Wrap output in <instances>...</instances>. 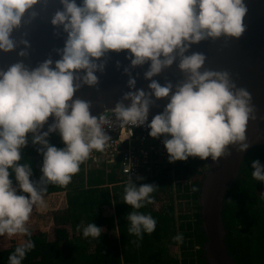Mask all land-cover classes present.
<instances>
[{
  "label": "clouds",
  "instance_id": "clouds-1",
  "mask_svg": "<svg viewBox=\"0 0 264 264\" xmlns=\"http://www.w3.org/2000/svg\"><path fill=\"white\" fill-rule=\"evenodd\" d=\"M60 2L63 10L55 13L51 23L62 25L67 39L63 49H58L61 58L54 62L55 67L47 59L33 69L17 62L7 71L0 70V236L27 237L9 254L8 264H22L36 246L26 225L34 206H45L46 185L66 187L78 172L97 169L86 168L83 162L93 150H105L110 139L102 128L106 120L104 116H92L89 103L73 96L80 87L76 81L89 85L97 82L94 73L103 68L97 61L109 51L128 50L132 66L150 61L145 73L149 79L172 65L179 55V68L187 74L175 92L170 82L161 86L151 80V93L130 91L124 95V99L131 100L129 105L117 102L113 112L118 119L125 124H143L148 119L150 96L164 98L171 93L164 110L153 118L149 116L148 125V139L163 136V141H158L163 143L169 159L141 155L134 170L123 175L135 173L143 161L163 168L190 156L217 160L227 154L230 144L239 145L240 150L248 147L245 141L252 113L250 94L243 88L235 89L226 72H201L203 54L184 55L192 43L208 37L241 36L247 14L244 0H82L80 5L76 0ZM37 3L38 0H0V50L14 49L11 34L21 26L26 13L36 16L30 10ZM128 84L134 88L135 79L130 78ZM50 116L54 122L48 131L41 132ZM57 131L64 147L49 143L50 133ZM29 133L31 143L40 145L37 152L43 157L39 181L31 179L30 163H20ZM157 142L147 143L146 149ZM104 166L103 162L100 167L110 170ZM252 168L253 179L264 182V165L253 160ZM119 172L122 175L120 166ZM37 183L45 187L38 189ZM156 190L154 184L137 186L131 178L124 185L122 199L133 209L127 215L128 232L138 240L156 228L152 215L139 211L153 203L152 193ZM81 230L83 237L93 239L99 238L102 231L95 223L83 228L77 225V231ZM173 239L183 243L184 237L178 233Z\"/></svg>",
  "mask_w": 264,
  "mask_h": 264
},
{
  "label": "trees",
  "instance_id": "trees-1",
  "mask_svg": "<svg viewBox=\"0 0 264 264\" xmlns=\"http://www.w3.org/2000/svg\"><path fill=\"white\" fill-rule=\"evenodd\" d=\"M159 138L164 139L163 136ZM159 138L148 145H154ZM48 140L58 148L64 147L58 132L51 133ZM38 147L40 145L31 143L29 136V143L21 150L20 163L31 164L33 181H39L42 175L43 157L37 152ZM253 160L264 165V145H257L245 154L236 180L226 191L221 211L226 229L224 243L236 264H264V182L253 179ZM120 161L117 156L115 163L104 166L110 168L108 171L100 167L95 171L78 172L66 187L46 185L44 197L50 199L49 206L54 212L43 229L31 228L34 219L30 217L27 227L36 246L22 264H208L203 250L206 235L201 227L198 205L205 162L198 156H190L160 168L143 161L135 173L121 175ZM12 178L14 180V175ZM129 178L137 186L154 184L157 189L152 196L153 203L158 206L146 204L139 210L150 213L157 222L155 230L145 233L142 240L128 232L127 215L133 209L122 197ZM173 186L177 191L182 187L183 198L189 199L187 211L195 207V212L175 215L170 194ZM36 187L45 185L37 183ZM191 203L194 207H190ZM105 208L113 213L104 215ZM82 221L84 226L95 223L100 227V237L85 238L80 232L75 235L73 229L82 226ZM178 233L183 234V243L173 239ZM26 239L19 234L0 236V264H8L9 254Z\"/></svg>",
  "mask_w": 264,
  "mask_h": 264
},
{
  "label": "water",
  "instance_id": "water-1",
  "mask_svg": "<svg viewBox=\"0 0 264 264\" xmlns=\"http://www.w3.org/2000/svg\"><path fill=\"white\" fill-rule=\"evenodd\" d=\"M244 2L247 14L243 20L245 31L241 36L208 37L192 43L184 53L204 55L205 62L200 69L201 72L205 70L226 72L235 89L243 88L250 94L252 107L246 127L247 149L240 150L239 145L230 144L226 149L227 154L217 160H213L211 156L202 159L206 168L203 171L198 205L201 227L206 235L203 250L208 264H236L229 256L224 243L226 229L221 217L223 201L226 191L239 174L245 154L257 145H264V0ZM76 3L80 5L82 0H76ZM58 10H63L60 0H38L30 10L35 11L36 16L33 18L26 13L21 26L14 29L11 34L15 42L14 49L7 52L0 50V70L7 71L17 62H22L29 69H33L47 59H51L52 67H55L54 62L61 58L58 49H63L67 39L63 26L51 23ZM22 41H27V44ZM21 52H24V55H20ZM127 57L128 50L109 51L97 61L98 64H103V68L95 71L97 77L95 84L76 81L80 83V87L75 91L73 99L88 102L92 116L113 110L117 102L122 101L129 105L131 100L124 99V95L130 91L142 89L146 93H151L152 90L149 88L151 80H156L161 86L170 82L173 85L172 92H175L176 85L186 79L187 74L179 68L181 60L179 55H176L172 65L162 68L160 73L150 79L145 77L150 61L132 66L131 60ZM80 73L83 74V70H80ZM130 78L135 79L134 88L128 84ZM170 96L171 93L169 97L164 98L150 96L152 103L148 114L151 118L164 110ZM53 122L54 117L50 116L40 131H48L49 125Z\"/></svg>",
  "mask_w": 264,
  "mask_h": 264
},
{
  "label": "built area",
  "instance_id": "built-area-1",
  "mask_svg": "<svg viewBox=\"0 0 264 264\" xmlns=\"http://www.w3.org/2000/svg\"><path fill=\"white\" fill-rule=\"evenodd\" d=\"M104 116L106 122L102 125L103 130L110 139L103 152L93 150L89 158L83 162L86 168H99L104 165L115 163L117 156L121 158L120 171L126 174L134 170L140 160V156H157L169 159L167 150L162 148L163 143L159 140L156 146L146 149L148 134L150 132L149 122L151 118L148 115L147 121L136 125L125 124L116 117L113 110L97 115ZM149 140V139H148ZM145 143V145H143ZM161 154V155H160Z\"/></svg>",
  "mask_w": 264,
  "mask_h": 264
},
{
  "label": "rangeland",
  "instance_id": "rangeland-1",
  "mask_svg": "<svg viewBox=\"0 0 264 264\" xmlns=\"http://www.w3.org/2000/svg\"><path fill=\"white\" fill-rule=\"evenodd\" d=\"M183 192H184V190H182V187L179 189V191H177L175 186L172 187V190L170 192V194H172V198H173L172 204L174 207L175 215L179 214L180 212L181 213H189L190 211L191 212L196 211V208L193 206L194 204H192V203L190 204V207L193 206L194 208H191V209L189 208L190 210L187 211L186 201L189 199L183 198V196H182ZM187 193L190 194L189 192H187ZM48 199H49L48 197H44V201H45L44 207H36L35 206L36 211L32 212V214H31L32 218L34 219V222L31 224V228L41 227L43 229V225L45 227L48 226V219L51 217V212H54V211H52L53 210L52 207H50L47 203ZM165 202H166V200L161 201V203H165ZM153 206L154 207L158 206V204L153 203ZM57 212H59V211H57ZM112 213H113V211L111 209H107V208L104 209V215H108V214H112ZM84 225H85V223L82 221L81 228H83ZM26 226H28V225H26ZM79 232L82 233V230L77 231V228L73 229V233H75V235H78ZM107 233H110V231H108Z\"/></svg>",
  "mask_w": 264,
  "mask_h": 264
},
{
  "label": "flooded vegetation",
  "instance_id": "flooded-vegetation-1",
  "mask_svg": "<svg viewBox=\"0 0 264 264\" xmlns=\"http://www.w3.org/2000/svg\"><path fill=\"white\" fill-rule=\"evenodd\" d=\"M149 136H150V135H149ZM150 137H151V136H150ZM146 141H148V142H152L151 140H148V139H147ZM143 145H145V143H144Z\"/></svg>",
  "mask_w": 264,
  "mask_h": 264
}]
</instances>
